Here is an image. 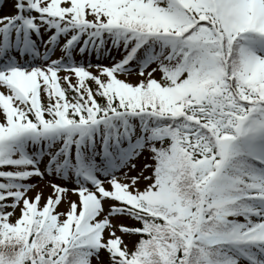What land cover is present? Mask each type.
I'll use <instances>...</instances> for the list:
<instances>
[{
	"label": "snow or ice",
	"instance_id": "1",
	"mask_svg": "<svg viewBox=\"0 0 264 264\" xmlns=\"http://www.w3.org/2000/svg\"><path fill=\"white\" fill-rule=\"evenodd\" d=\"M8 2L0 264H264V0Z\"/></svg>",
	"mask_w": 264,
	"mask_h": 264
},
{
	"label": "rangeland",
	"instance_id": "2",
	"mask_svg": "<svg viewBox=\"0 0 264 264\" xmlns=\"http://www.w3.org/2000/svg\"><path fill=\"white\" fill-rule=\"evenodd\" d=\"M9 6L11 7V3L9 4ZM3 14V13H2ZM61 75H63V73H61ZM41 187H43V184H41ZM39 189H36L33 191L32 195H35V191H38ZM50 189H45V196L49 193ZM103 259L106 261L107 260V254H104Z\"/></svg>",
	"mask_w": 264,
	"mask_h": 264
}]
</instances>
